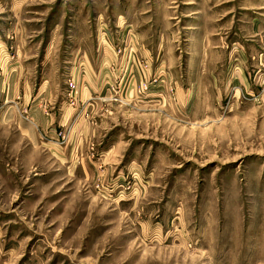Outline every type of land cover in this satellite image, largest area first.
Segmentation results:
<instances>
[{"label":"rangeland","instance_id":"374dc122","mask_svg":"<svg viewBox=\"0 0 264 264\" xmlns=\"http://www.w3.org/2000/svg\"><path fill=\"white\" fill-rule=\"evenodd\" d=\"M4 41L0 264H264V0H0ZM30 64L75 108L41 142Z\"/></svg>","mask_w":264,"mask_h":264},{"label":"crops","instance_id":"0c3cea01","mask_svg":"<svg viewBox=\"0 0 264 264\" xmlns=\"http://www.w3.org/2000/svg\"><path fill=\"white\" fill-rule=\"evenodd\" d=\"M6 48L7 47L5 41L4 43L0 42V100H3V98L7 96L9 92L11 93V95L13 93H16L18 90L19 82H21L19 80V73L17 75V72L20 69L19 61L17 60V64L14 65L12 62H4L1 60L2 56H4V54L7 52ZM26 71L28 72V74L31 73V75L26 76L27 78L23 80V86H25L24 88L26 89V102L30 109V117L32 120L27 124L28 132L30 131V134L27 132V135H30V137L35 139V142H39L40 136H43L44 134L47 135L50 129L66 126L70 118V110L75 108L68 105L66 101V98L64 96V89L61 87L64 85V81L61 85L60 79H55V77L54 80H52L50 78L51 74L46 72L44 69L39 72L38 70L35 71V68L32 64L29 65V68ZM231 73L232 75H230L231 77L229 78V80L231 81H229V84H236L237 80L239 79L240 81L241 79L243 81L245 79L249 80L247 79L248 77L244 75L246 73L245 69L241 68L240 70L232 71ZM106 75L108 74H103L100 72L96 73L93 71L87 72V87L84 86L82 87V89L79 88V100L82 102L88 101L90 105H93V103L96 102H93L95 99L93 97L91 98L92 95L108 93L106 90V84L107 79L110 77ZM30 77H35L33 80L34 85L32 87L31 81L28 80ZM241 83H243L245 86H248L247 84H249L248 82H246L247 84L245 82ZM11 108L9 109L11 115L14 114V117H16L17 114L15 108V112L13 111V108ZM12 120L13 118L11 117L10 121ZM1 123L2 116H0V124ZM85 130L84 135L86 136V134L88 133L87 130H89V128ZM43 144L49 145V143Z\"/></svg>","mask_w":264,"mask_h":264},{"label":"built area","instance_id":"2783aa9c","mask_svg":"<svg viewBox=\"0 0 264 264\" xmlns=\"http://www.w3.org/2000/svg\"><path fill=\"white\" fill-rule=\"evenodd\" d=\"M261 95H263V97H264V89L261 91ZM259 97V96H258Z\"/></svg>","mask_w":264,"mask_h":264}]
</instances>
